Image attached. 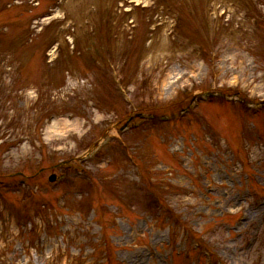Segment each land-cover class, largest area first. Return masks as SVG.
<instances>
[{"label": "rangeland", "instance_id": "obj_1", "mask_svg": "<svg viewBox=\"0 0 264 264\" xmlns=\"http://www.w3.org/2000/svg\"><path fill=\"white\" fill-rule=\"evenodd\" d=\"M263 100L264 0H0V264H264Z\"/></svg>", "mask_w": 264, "mask_h": 264}]
</instances>
